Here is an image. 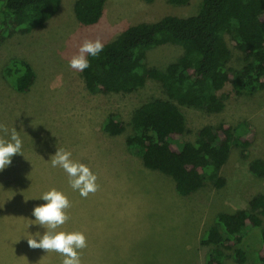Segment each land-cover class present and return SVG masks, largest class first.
<instances>
[{
    "label": "rangeland",
    "instance_id": "obj_1",
    "mask_svg": "<svg viewBox=\"0 0 264 264\" xmlns=\"http://www.w3.org/2000/svg\"><path fill=\"white\" fill-rule=\"evenodd\" d=\"M76 1L63 0L44 28L16 35L0 46V124L9 130L15 127L23 142V155L13 156L11 165L0 171V264H62L60 253L32 249L27 243V238L46 230L32 210L45 203L39 198L53 188L71 203L66 210L69 220L57 231L86 236L87 247L78 250L81 264H207L208 248L202 240L218 215L248 210L254 197L264 195V177L250 171L251 162L264 161V90L238 96L228 85L221 92L228 98L219 114L181 108L188 130L183 143L194 141L203 127L221 123L231 124L238 134L249 123L257 132L246 157L241 148L233 147L220 173L226 180L223 188L207 183L196 193L181 196L171 177L147 169L127 147L135 133L134 112L151 100L167 99L161 85L150 81L132 94H92L83 71L70 68L69 60L85 39L99 38L106 45L140 23L166 16L188 18L199 12L203 0L181 5L169 0H106L103 17L93 26L78 21ZM226 40L232 51L229 67L239 70L243 54L229 36ZM183 53L181 46L164 45L148 52L146 64L165 70ZM16 59L28 62L36 73L27 93L17 92L5 76L6 67ZM109 118L122 122L125 132L118 136L105 132ZM59 148L70 151L74 161L97 176L95 193L82 197L71 187L68 174L52 167L51 157ZM258 236L257 230L250 241L258 242ZM255 254L248 264H262Z\"/></svg>",
    "mask_w": 264,
    "mask_h": 264
},
{
    "label": "trees",
    "instance_id": "obj_2",
    "mask_svg": "<svg viewBox=\"0 0 264 264\" xmlns=\"http://www.w3.org/2000/svg\"><path fill=\"white\" fill-rule=\"evenodd\" d=\"M62 1L0 0V46L16 35L44 28L60 11ZM169 2L181 5L189 0ZM105 7L106 0H77L74 13L80 23L93 26L101 21ZM226 36L243 54L244 66L239 70L229 67L232 51ZM169 44L181 46L183 55L165 70L148 67V52ZM88 60L90 67L82 75L92 94H132L150 81L164 90L167 99L151 100L134 112L135 133L127 139L128 150L141 157L147 169L171 177L184 197L207 183L218 189L226 185L220 173L233 147L241 148L246 157L256 140V128L246 123L245 132L238 134L231 124L206 126L194 141L183 143L188 130L181 108L219 114L226 107L228 96L221 92L228 85L238 96L264 90V0H203L194 16H166L129 27ZM5 76L19 93L29 92L36 80L32 66L17 59L6 67ZM103 128L111 136L125 132L124 124L113 118ZM250 171L264 177V161L251 162ZM249 206L218 215L202 240L208 248L207 264H224L232 258L236 264H248L255 253L264 264V195L258 194ZM253 230L259 231L256 243L250 241Z\"/></svg>",
    "mask_w": 264,
    "mask_h": 264
},
{
    "label": "clouds",
    "instance_id": "obj_3",
    "mask_svg": "<svg viewBox=\"0 0 264 264\" xmlns=\"http://www.w3.org/2000/svg\"><path fill=\"white\" fill-rule=\"evenodd\" d=\"M103 49L104 44L99 38L94 41L85 39L78 53L69 60V67L79 72L84 71L90 67L88 57L98 56ZM0 132L4 134L0 136V171H3L11 165L13 156L23 155V142L15 127L9 130L6 125L0 124ZM71 156L70 151L59 148L51 157V165L62 168L68 174L71 187L78 190L82 197L87 198L90 193L98 190L97 176L88 166L74 161ZM39 199L45 203L35 206L32 215L35 221L46 230L43 235L37 232L35 237L27 238L28 246L32 249L60 253L64 257L62 264H81L78 250L87 247L86 236L80 231H57L69 220L66 212L71 207L69 199L55 188L45 192Z\"/></svg>",
    "mask_w": 264,
    "mask_h": 264
}]
</instances>
